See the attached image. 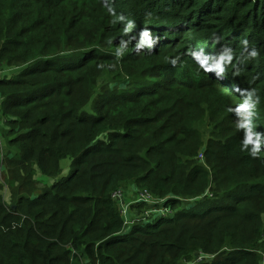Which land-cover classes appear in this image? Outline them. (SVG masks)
<instances>
[{
  "label": "trees",
  "instance_id": "obj_1",
  "mask_svg": "<svg viewBox=\"0 0 264 264\" xmlns=\"http://www.w3.org/2000/svg\"><path fill=\"white\" fill-rule=\"evenodd\" d=\"M0 64V264H264V0H0Z\"/></svg>",
  "mask_w": 264,
  "mask_h": 264
},
{
  "label": "rangeland",
  "instance_id": "obj_2",
  "mask_svg": "<svg viewBox=\"0 0 264 264\" xmlns=\"http://www.w3.org/2000/svg\"><path fill=\"white\" fill-rule=\"evenodd\" d=\"M137 33H138V31L137 32H131L132 37L136 38L138 36ZM0 66L2 68H5V69H16V70H12V71L9 72V76L10 77L18 75V73L21 70L18 67H3L1 64H0ZM99 83L101 85H103L105 83V81L101 80ZM203 98H204V100H206L210 104V106L216 105V104H214V102L212 101L211 98L205 97V96ZM204 106H207V105L204 104ZM238 108L239 107H236V109H238ZM216 117H218L216 114H212L209 110H207L206 113L204 114L202 122H200L199 128L201 130H203V129H206V128H204L206 126L213 127L211 120L215 119ZM1 122H3V121H1ZM1 127L2 126L0 125V128ZM206 132H207L206 135L209 138L210 129L209 130L206 129ZM0 136H2V135H0ZM4 144H5V142L2 139H0V194L5 198L6 201H8V203L11 204V191L9 190L8 187L4 186V182L7 179V173H4L5 172V168L1 166V161L3 159V153H5V151H6V146ZM3 148H4V150H3ZM70 166H71V161L70 160H66V161H64L62 163V167H63V170H64V172L62 173L63 176L69 175ZM36 178L39 179L40 176L38 175V176H36ZM116 191H121V193L124 195V197L126 199V202H129L131 200H136L144 192V190L141 187H139L136 183H134L133 181H125V182H123ZM150 195L152 197H154L152 194H150ZM156 199H151V202L142 204L141 207H140L141 212L138 213L135 209H130L129 213L131 214L135 210L134 214H136L137 216H141L142 214H148L151 217L157 216V215H161L162 212L160 211V208L157 207V205H159V203H161L163 201L161 199H158V200H156ZM194 204H195L194 202L191 205H186V203H185L184 206H187L186 208H190V206H193ZM170 206H171L170 205V201L164 203L165 209L169 210ZM180 210H182V208ZM262 220L264 222V215L262 216ZM226 250H230V249L226 248ZM217 256L214 258V261L216 260ZM200 264H202V263H200Z\"/></svg>",
  "mask_w": 264,
  "mask_h": 264
},
{
  "label": "built area",
  "instance_id": "obj_3",
  "mask_svg": "<svg viewBox=\"0 0 264 264\" xmlns=\"http://www.w3.org/2000/svg\"><path fill=\"white\" fill-rule=\"evenodd\" d=\"M8 78V74L0 69V80L1 79H5ZM203 155H200V160H203ZM112 199L113 201L118 205L119 207V211L121 214V217L123 218L124 222H125V229H129L131 226H144L148 223H150L151 221V216L148 214H142L141 216H137L136 214L133 213H129L130 209H136V207L141 206L142 204L151 202V199H153V197L150 195V192H148L147 190H144V192L141 194V196L139 198H137L136 200H131L129 202H126V199L124 197V195L121 193V191H115L112 194ZM161 203H159V205H161ZM160 211L162 212L160 216L162 217H168L171 215L172 211L169 209H165V207H159ZM195 261L193 264H205L207 262L213 261L214 260V256H209L206 254H198L195 255Z\"/></svg>",
  "mask_w": 264,
  "mask_h": 264
},
{
  "label": "clouds",
  "instance_id": "obj_4",
  "mask_svg": "<svg viewBox=\"0 0 264 264\" xmlns=\"http://www.w3.org/2000/svg\"><path fill=\"white\" fill-rule=\"evenodd\" d=\"M0 69H2V70H4L7 74H8V78L10 79V78H12V77H10L9 76V72L10 71H12V70H16V69H4V68H2L1 66H0ZM112 197V196H111ZM160 199V198H159ZM168 201H170V200H165V201H163L162 202V207H164V203H166V202H168ZM137 209H135L138 213L140 212V207L138 208V207H136ZM171 211H173L174 209L172 208V206H170V208H169ZM134 210V211H135ZM120 216H121V214H120ZM122 218V217H121ZM122 220H123V218H122ZM123 223H124V226H125V222H124V220H123ZM149 224V223H148ZM125 228H126V226H125ZM133 227L131 226L129 229H124V231H123V233L125 234V233H128L129 231H131V229H132ZM217 255H215L214 257H216ZM214 262V260L213 261H210V262H207V263H205V264H212ZM83 264H86L85 263V261L83 262Z\"/></svg>",
  "mask_w": 264,
  "mask_h": 264
}]
</instances>
